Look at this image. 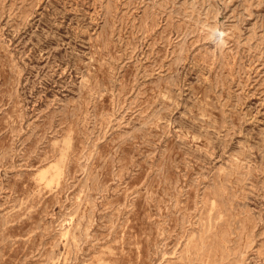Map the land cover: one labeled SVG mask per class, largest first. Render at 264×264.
<instances>
[{
	"label": "rangeland",
	"instance_id": "rangeland-1",
	"mask_svg": "<svg viewBox=\"0 0 264 264\" xmlns=\"http://www.w3.org/2000/svg\"><path fill=\"white\" fill-rule=\"evenodd\" d=\"M0 264H264V0H0Z\"/></svg>",
	"mask_w": 264,
	"mask_h": 264
}]
</instances>
